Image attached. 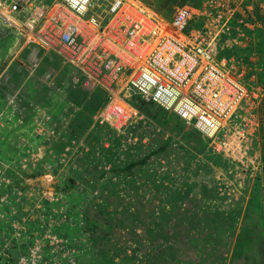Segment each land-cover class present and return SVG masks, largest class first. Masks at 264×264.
<instances>
[{
	"label": "rangeland",
	"instance_id": "374dc122",
	"mask_svg": "<svg viewBox=\"0 0 264 264\" xmlns=\"http://www.w3.org/2000/svg\"><path fill=\"white\" fill-rule=\"evenodd\" d=\"M0 2V264H158L152 220L189 236L168 264H264V0H123L162 24L191 9L188 35L253 95L241 121L255 141L240 152L183 121L171 130V111L94 59L106 5L80 17L66 0ZM114 93L137 113L121 130L99 121Z\"/></svg>",
	"mask_w": 264,
	"mask_h": 264
},
{
	"label": "built area",
	"instance_id": "2783aa9c",
	"mask_svg": "<svg viewBox=\"0 0 264 264\" xmlns=\"http://www.w3.org/2000/svg\"><path fill=\"white\" fill-rule=\"evenodd\" d=\"M66 1L80 17H86L101 4L109 8L113 20L104 30L108 48L101 54H95L94 59H102L105 71L113 76L122 75L125 88L141 94L146 102L174 111L206 138L219 139L215 147L218 151L235 148L236 152H240V146L255 141L252 133H246L249 129L244 130L248 124H253V120L246 124V118L241 121L244 107L253 95L215 58L202 37L188 35L187 29L193 17L188 6L179 7L171 23L162 24L146 16V10L132 8L123 4V0L117 8V0ZM91 18L97 21L93 14ZM80 34V30L73 26L66 31L63 40L66 45L76 48L77 38L83 36ZM133 37H138L142 43L145 40L153 42L151 51L139 45L140 49L132 53L123 51L112 55L109 52L114 49V44L124 41L134 46ZM124 56L129 58L125 60ZM120 93H114L99 114L101 123L118 130L125 128L137 115L133 111L135 108ZM238 126L240 128L230 136ZM241 152L244 165L251 163L252 155L245 149Z\"/></svg>",
	"mask_w": 264,
	"mask_h": 264
},
{
	"label": "trees",
	"instance_id": "16d2710c",
	"mask_svg": "<svg viewBox=\"0 0 264 264\" xmlns=\"http://www.w3.org/2000/svg\"><path fill=\"white\" fill-rule=\"evenodd\" d=\"M62 77L63 76H61L60 78ZM166 114L167 115H165L164 123L169 124L170 120L172 119L174 121V126L171 127V130H176L177 127L181 125L180 123H182L183 120L174 112H166ZM136 218L139 219L137 216ZM136 218L135 216L132 218V221L134 223L136 221ZM148 224H150V226L149 229H147V235H146L147 244L150 243L153 249L152 252L154 251L151 260L158 262V264H168L169 262L174 261L176 257L175 251L179 250V248L185 243V241L189 238V236L183 235V233H181L179 236H176L175 229L179 227V225L177 224L171 228V231L168 230L169 227H167V223L165 221L164 224H160L155 220H152L150 223L148 222ZM155 242H162L164 243V245L160 248H157L159 246H156L154 244ZM141 245H144L142 241H138L137 247ZM137 250L139 249L136 248L135 251ZM127 263L128 260L123 259L117 264H127Z\"/></svg>",
	"mask_w": 264,
	"mask_h": 264
},
{
	"label": "bare ground",
	"instance_id": "6f19581e",
	"mask_svg": "<svg viewBox=\"0 0 264 264\" xmlns=\"http://www.w3.org/2000/svg\"><path fill=\"white\" fill-rule=\"evenodd\" d=\"M121 2H120V0H117V3H115V8H117V6H118V4H120ZM5 10H4V8H0V12H4ZM151 23H152V21L150 22V26H151ZM133 39H134V42H135V44H134V46H132L131 44H126L125 45V47L123 48V51H128V52H130V53H132L133 51H135V50H138V46L139 45H144L145 47H146V50L147 51H151V49H152V44H153V42H151V41H148V40H145L144 41V43H142V41L140 42V39L138 38V37H133ZM111 45H113V42L111 41ZM132 49V50H130V49ZM133 48H134V50H133ZM140 49V48H139ZM122 50V49H121ZM130 50V51H129ZM112 55L114 54L113 52H111V51H109ZM96 58V57H95ZM129 58V56L128 57H125L124 56V59L125 60H127ZM131 58H132V56H131ZM178 109V108H177ZM174 112V111H173Z\"/></svg>",
	"mask_w": 264,
	"mask_h": 264
},
{
	"label": "crops",
	"instance_id": "0c3cea01",
	"mask_svg": "<svg viewBox=\"0 0 264 264\" xmlns=\"http://www.w3.org/2000/svg\"><path fill=\"white\" fill-rule=\"evenodd\" d=\"M112 52H114L113 49H112ZM114 54H116V53H114Z\"/></svg>",
	"mask_w": 264,
	"mask_h": 264
}]
</instances>
